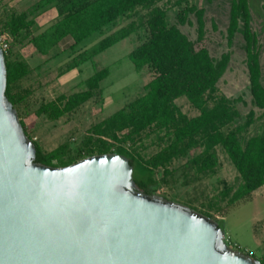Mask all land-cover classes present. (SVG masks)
<instances>
[{"label": "trees", "instance_id": "1", "mask_svg": "<svg viewBox=\"0 0 264 264\" xmlns=\"http://www.w3.org/2000/svg\"><path fill=\"white\" fill-rule=\"evenodd\" d=\"M202 1L206 5L214 2ZM163 2L37 0L26 11L18 14L11 12L5 17L4 30L16 40L28 39V43L43 56H47L64 38L71 39L72 43L66 50L70 52L69 59L59 75L78 69L135 34L139 28L145 31V37L127 54V59L136 71L147 69L151 75L143 86L144 93L90 127L87 136L75 146L64 143L50 152H43L33 142L36 149L35 162L50 167H65L92 155L117 153L129 160L138 191L156 196V189L162 183L166 184L167 178L173 175L168 168L175 160L188 157V167L195 175L215 173L218 166L216 148L220 147L237 173V184L224 185L225 188L218 194L219 199L226 200L227 207L250 201L252 193L264 187V131L248 135L249 128L260 120L253 109L262 110L261 117L264 116V65L261 64L264 49L251 27L249 2L229 0L226 29L229 47L236 34L243 41L251 106L243 121H239L241 113L237 107L238 103L245 105L243 99H230L220 94L217 88L228 69L230 54L224 53L214 59L206 48L197 47L205 35V9L191 4L190 0H175L172 7L177 8V11L174 14L175 23L171 24L167 15L170 8L159 6ZM49 9L55 10V17L45 27L35 29L33 18H29ZM138 9L146 11L144 16L139 17L138 23L130 21L92 47L79 49V45L86 39L111 29L117 21L131 20ZM190 16L195 18L196 23L194 41L179 29L192 24ZM4 57L7 73L5 96L17 110L29 93L15 89L29 75L30 70L25 62L10 59L7 54ZM108 76L107 68L94 72L83 82L84 91L44 102L35 110V115L51 122L59 120L89 101ZM180 98H184L198 112L196 116L189 118L181 112L175 104ZM20 124L25 132L24 124L21 121ZM150 132L157 134L159 149L144 159L140 154L141 142ZM128 143L129 149L124 147ZM197 149L200 152L189 157L190 152ZM160 171L159 176L157 173ZM208 208L221 211L218 201L209 203ZM202 214L211 218L209 212ZM217 223L222 229L221 222ZM257 260L264 264V255Z\"/></svg>", "mask_w": 264, "mask_h": 264}, {"label": "water", "instance_id": "2", "mask_svg": "<svg viewBox=\"0 0 264 264\" xmlns=\"http://www.w3.org/2000/svg\"><path fill=\"white\" fill-rule=\"evenodd\" d=\"M6 77L0 49V264H260L212 218L138 191L122 155L36 163Z\"/></svg>", "mask_w": 264, "mask_h": 264}, {"label": "rangeland", "instance_id": "3", "mask_svg": "<svg viewBox=\"0 0 264 264\" xmlns=\"http://www.w3.org/2000/svg\"><path fill=\"white\" fill-rule=\"evenodd\" d=\"M36 1L0 0V34H8L3 28L5 17L11 12L18 14L26 11ZM174 1L164 0L159 4V6L170 8L167 15L171 24L175 23L174 14L177 11V8L172 7ZM248 2L252 14V30L258 35L259 43L264 49V0H248ZM190 3L205 9V35L197 47L206 48L214 59H218L224 53H229L231 56L228 69L220 79L217 88L220 94L230 99L237 97L243 99L245 105L237 104L241 113L239 121H243L251 109L250 96L244 64L245 54L242 50L243 41L239 34H236L230 47L226 41L229 0H214L211 5H206L202 0H190ZM50 10L53 9L29 18H33L35 29L45 27L53 19L48 13ZM145 13V10L138 9L137 14L131 20L117 21L111 29L86 39L79 45V49L92 47L109 33L127 25L130 21L138 23L139 17L144 16ZM190 20L191 25L179 27V29L194 41L196 39L195 18L190 16ZM144 37V29L139 28L135 34L94 57L93 61H88L79 69L67 73L64 76V82H58L59 71L64 69L70 52L59 51L56 47L47 56H43L28 43V39L20 41L8 34L6 38L8 42L7 56L10 59L25 62L30 70L29 75L23 78L15 89L21 90V93H29L25 96L23 104L16 110L19 121L25 126V134L27 133L28 138L32 142H36L43 152H50L64 143L75 146L83 137L87 136L90 127L141 96L144 93L143 86L150 80L151 75L147 69L136 71L127 59V54ZM56 52L59 53L54 55ZM261 64L264 65V57L261 59ZM103 68L109 70V76L101 82L100 90L95 92L89 101L57 121L51 122L35 115L34 112L40 104L54 100L59 94L63 93L68 96L84 91L82 81ZM175 104L189 118L198 113L190 107L184 98L176 100ZM253 110L255 116L260 120L249 128V136L264 131L262 110ZM159 135L163 136L162 133ZM124 147L129 149L130 143ZM158 149L157 134L150 132V135L144 137L141 142V157L147 159ZM199 152V149L193 150L189 157L195 156ZM216 154L218 166L215 173L207 175H195V172L188 167V157L175 160L168 168L173 175L167 178L166 184L162 183L156 189V196L187 205L198 212H209L213 220L221 222L225 240L230 242L229 245L232 249L238 248L241 252L251 254L257 259L264 255V187L253 192L250 201L227 207L226 200L219 199L218 194L225 188L224 185L235 186L237 184V173L220 147L216 148ZM72 156H74L73 153ZM160 173L161 171L157 174L160 176ZM213 201L219 202L221 211L216 212V210L208 208V204Z\"/></svg>", "mask_w": 264, "mask_h": 264}, {"label": "crops", "instance_id": "4", "mask_svg": "<svg viewBox=\"0 0 264 264\" xmlns=\"http://www.w3.org/2000/svg\"><path fill=\"white\" fill-rule=\"evenodd\" d=\"M55 10L53 9V10H50V11H48V13L49 14H51V17L52 18H54L55 17V15H56V12H54ZM71 39L70 38H64L61 42H60V44H58L56 47H58V50L59 51H66L67 49H68V47L71 45ZM56 47H54V48H56ZM54 48H52L50 51H49V53H51V51H53V49ZM59 52H56V53H54V55H56V54H58ZM93 60H94V58H93ZM93 60H91V61H93ZM82 66V65H81ZM80 68V67H79ZM78 68V69H79ZM76 70V69H75ZM73 71V70H72ZM98 71H100V70H98ZM71 72V71H70ZM96 72V71H95ZM67 73H69V72H67ZM67 73H63V74H61V75H59L58 76V78H57V81L59 82H64V76L67 74ZM91 76V75H90ZM89 76V77H90ZM88 77V78H89ZM87 79V78H86ZM85 79V80H86ZM85 80H83L82 81V83L85 81ZM58 96H67V95H64L63 93L62 94H59V95H57L56 97H58Z\"/></svg>", "mask_w": 264, "mask_h": 264}, {"label": "built area", "instance_id": "5", "mask_svg": "<svg viewBox=\"0 0 264 264\" xmlns=\"http://www.w3.org/2000/svg\"><path fill=\"white\" fill-rule=\"evenodd\" d=\"M8 37V34H6V33H1L0 34V49L2 50V52L4 53V54H6L7 53V49H8V42L6 41V38ZM117 145V144H116ZM225 242H226V244L229 246V247H231L230 245H229V243L230 242H228L227 240H225ZM232 248V247H231ZM236 249H238V248H236ZM250 255V254H249Z\"/></svg>", "mask_w": 264, "mask_h": 264}, {"label": "clouds", "instance_id": "6", "mask_svg": "<svg viewBox=\"0 0 264 264\" xmlns=\"http://www.w3.org/2000/svg\"><path fill=\"white\" fill-rule=\"evenodd\" d=\"M247 254V253H246ZM249 255V254H248ZM250 256H252L251 254H250ZM253 257V256H252Z\"/></svg>", "mask_w": 264, "mask_h": 264}]
</instances>
